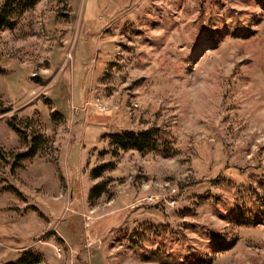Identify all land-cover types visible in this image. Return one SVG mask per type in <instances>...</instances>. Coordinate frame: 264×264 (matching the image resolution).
I'll use <instances>...</instances> for the list:
<instances>
[{"label":"rangeland","instance_id":"374dc122","mask_svg":"<svg viewBox=\"0 0 264 264\" xmlns=\"http://www.w3.org/2000/svg\"><path fill=\"white\" fill-rule=\"evenodd\" d=\"M16 9L0 31V264H264V0ZM149 129L162 148L110 145ZM33 135L37 155L15 161Z\"/></svg>","mask_w":264,"mask_h":264},{"label":"trees","instance_id":"16d2710c","mask_svg":"<svg viewBox=\"0 0 264 264\" xmlns=\"http://www.w3.org/2000/svg\"><path fill=\"white\" fill-rule=\"evenodd\" d=\"M30 4L31 0H4L0 8V31L2 29H10V19L14 14L16 8L22 4ZM1 105V103H0ZM9 109H3L0 107V115L7 113ZM10 127L19 134H22L21 130L13 123H9ZM110 145L117 150L121 151H136L138 153H146L162 148V144L165 142L161 132L155 129H149L141 132L124 131L119 134H113L108 137ZM28 149L25 153L15 156V161H23L34 158L41 145L44 143V138L40 135H33L27 140ZM4 157V152L0 149V158ZM16 165V163H14ZM105 167L95 168L91 172L93 179L100 178L104 172ZM109 181H102L95 184L89 193V201H95L108 193ZM40 259L38 256L25 252L16 261L7 264H39Z\"/></svg>","mask_w":264,"mask_h":264}]
</instances>
